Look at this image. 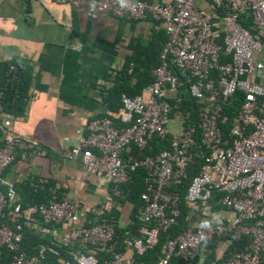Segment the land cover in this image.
<instances>
[{
  "label": "built area",
  "instance_id": "2783aa9c",
  "mask_svg": "<svg viewBox=\"0 0 264 264\" xmlns=\"http://www.w3.org/2000/svg\"><path fill=\"white\" fill-rule=\"evenodd\" d=\"M54 1L71 6L85 3L125 19L150 15L165 33L152 81L140 93H122L121 108L112 117L105 114L89 119L84 133L67 152V157L79 159L86 170L115 186L127 181L135 168L145 170L137 233L130 234L124 240V252H113L106 264H135L133 252L142 254L157 243L160 229L177 223L181 198L173 187L181 184L187 167L196 161L199 169L186 186L183 200L187 207L199 210L200 216L166 240L155 264H169L172 259L188 263L202 244L219 234L248 239L221 264H264V0H209L210 10L196 0H127V6L121 0ZM248 17L252 31L239 20ZM183 78L197 102V125L184 124L176 110L173 116H180V127L171 131L168 98L184 85ZM18 80L19 69L10 64L0 83V246L14 251L6 264H42L44 258V247L34 254L20 248V216L30 222L31 229L49 233L64 245L90 247L68 250L64 264H97L96 249L109 250L115 234L114 224L106 216L112 207L111 196L85 223L80 221L79 205L66 198L22 208L14 186L3 179L15 145L23 139L11 130L14 115L4 108L8 92L17 94ZM230 109L231 119L226 113ZM154 136H169V147L124 160L123 153L131 144L141 149ZM213 201L232 216L224 221L209 218ZM6 212L11 213L10 218ZM35 213L39 221L33 217ZM205 222L208 227L203 226ZM61 226L67 231L58 236Z\"/></svg>",
  "mask_w": 264,
  "mask_h": 264
},
{
  "label": "crops",
  "instance_id": "0c3cea01",
  "mask_svg": "<svg viewBox=\"0 0 264 264\" xmlns=\"http://www.w3.org/2000/svg\"><path fill=\"white\" fill-rule=\"evenodd\" d=\"M196 3L211 9L209 0ZM164 41L161 24L150 15L132 20L98 12L85 3L0 0V62L15 60L28 67L30 76L24 112L11 120V130L23 139L3 171L4 181L15 189L27 182L36 187L48 184L52 194L79 205L81 222L92 220L95 209L111 196L109 184L100 174L86 170L79 159L67 157V152L89 119L109 112L103 97L134 49L141 59L154 60ZM113 205L118 210L117 225L126 227L131 204H115L112 199ZM190 210L194 218L200 216L199 210ZM231 216L219 202L211 203L209 218L224 221ZM66 231L59 227L58 236ZM229 242H216V259H221ZM208 250L202 244L194 264H201ZM169 264L181 263L172 259Z\"/></svg>",
  "mask_w": 264,
  "mask_h": 264
},
{
  "label": "trees",
  "instance_id": "16d2710c",
  "mask_svg": "<svg viewBox=\"0 0 264 264\" xmlns=\"http://www.w3.org/2000/svg\"><path fill=\"white\" fill-rule=\"evenodd\" d=\"M239 20L244 27L252 31L249 17ZM146 49H148V47H145V50ZM158 54L159 52H157V57L154 60L146 61L145 59L140 58L138 49H134V53L126 59L123 66L114 74L113 84L106 90V94L103 97V101L106 103L109 109V112L106 113V115L112 117V113H117L119 111V109L121 108L120 96L122 93H126L128 95L140 93L142 88L152 81V69L159 62ZM10 64H14L18 67L19 80L16 86L17 94H14L12 90L11 92H8L9 94L7 96L6 105L4 106V108L11 112L14 116H17L21 115L24 112L25 106L27 104L30 76L28 67L24 69L25 67L15 60L3 61L0 62V83L4 82ZM21 66H23L22 69ZM132 78L135 79L133 83L131 82ZM183 79L184 85L168 98V101L172 106L171 117L173 116V112L178 110L182 115L184 124L197 125V102L189 94L188 83L185 81V78ZM226 113L230 117V119L233 117V112L231 111V109ZM113 119L117 124L116 119ZM228 126L229 123L225 125L226 129ZM168 147L169 136L164 139L154 136L149 139L147 144L141 149L131 144L128 152L123 153V158L124 160H127L129 156L132 158H141L146 155L155 154L161 149ZM199 165L200 163L197 161L189 165L186 169V177L182 180L181 184L173 187L178 189L181 198V211L178 216L177 223L175 225L166 226L160 229L158 233L157 243L151 248L146 249L142 254H136L133 252L132 257L135 261V264H155L159 257L162 255V249L166 240L169 237H172L183 231L187 227L188 222L195 219V215L185 204L183 195L185 194L186 186L192 180L193 176L197 173ZM144 175V168L137 167L130 172L129 179L127 181L119 183L116 186L113 184H109L108 191L115 204H123L125 202L131 204V211L129 214L130 222L126 227H119L116 223L118 210L115 208V205L111 207L106 216L113 222L115 234L112 241L109 243V250L96 249V256L98 260L97 264H106V262L111 259L113 252H124V240L130 234L137 233V228L141 223L138 219L137 213L138 208L141 204L140 195L144 190ZM114 189L118 191L116 194L114 192ZM15 190L19 195L22 208L32 205H38L40 203H47L50 199L53 198H63L57 193L52 194L48 190V184H44V187H41V185L39 184L36 187L27 182L16 186ZM6 217L10 218L11 213L6 212ZM33 217L38 218L39 221V217L36 213L33 214ZM19 219L23 225V234L20 248L28 254H34L39 250V248L44 247V258L42 260V264H64V261L68 258V250L79 249L82 251H86L90 248L88 245H82L78 243L64 245L57 240H53L52 236L48 234H42L31 229L29 226L30 222L24 217L20 216ZM225 239H228L230 242L224 250L221 259H216L214 250L215 244L218 240ZM247 242L248 239L245 236L233 238L228 234L215 235L204 243L209 250L201 264H221L224 258L229 255L230 252L242 249L247 244ZM13 253L14 251L9 250L7 247L0 246V264L8 263L11 260ZM197 261L198 253L192 256L189 262L194 264Z\"/></svg>",
  "mask_w": 264,
  "mask_h": 264
},
{
  "label": "rangeland",
  "instance_id": "374dc122",
  "mask_svg": "<svg viewBox=\"0 0 264 264\" xmlns=\"http://www.w3.org/2000/svg\"><path fill=\"white\" fill-rule=\"evenodd\" d=\"M180 119L179 115L172 116L168 123V129L171 131H177L180 127Z\"/></svg>",
  "mask_w": 264,
  "mask_h": 264
},
{
  "label": "clouds",
  "instance_id": "9594fccd",
  "mask_svg": "<svg viewBox=\"0 0 264 264\" xmlns=\"http://www.w3.org/2000/svg\"><path fill=\"white\" fill-rule=\"evenodd\" d=\"M121 5L122 6H127V0H121ZM204 227H208L207 222H205V224L203 225Z\"/></svg>",
  "mask_w": 264,
  "mask_h": 264
}]
</instances>
